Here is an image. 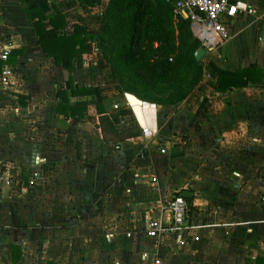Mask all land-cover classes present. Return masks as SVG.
Instances as JSON below:
<instances>
[{
    "label": "crops",
    "instance_id": "1",
    "mask_svg": "<svg viewBox=\"0 0 264 264\" xmlns=\"http://www.w3.org/2000/svg\"><path fill=\"white\" fill-rule=\"evenodd\" d=\"M90 1L31 3L86 27L69 71L38 43L37 16L0 0V264H264V0H232L250 10L223 16L229 38L207 48L198 85L157 109L120 88L95 39L110 0ZM250 67L259 81L218 88ZM70 75L89 92L72 94ZM184 191L183 242L149 235Z\"/></svg>",
    "mask_w": 264,
    "mask_h": 264
},
{
    "label": "trees",
    "instance_id": "2",
    "mask_svg": "<svg viewBox=\"0 0 264 264\" xmlns=\"http://www.w3.org/2000/svg\"><path fill=\"white\" fill-rule=\"evenodd\" d=\"M21 1L28 15L33 13L37 16L34 31L44 52L55 63L66 59L68 70L72 71L76 55L86 49V27L78 23L65 27L64 15L32 6L34 0ZM79 2L91 3L90 0ZM173 7V0H110L102 13L100 32L95 36L97 46L110 63L120 88L161 105L183 100L203 75V62L194 56L201 42L193 35L190 20L183 14H174ZM46 20L50 22V28L45 27L43 22ZM173 24L175 30L171 28ZM172 55L176 60H170ZM15 59L9 58L5 62ZM136 63L147 74L159 79L169 77V81L161 85L154 83L140 73ZM261 77L259 68H242L234 74H220L218 88L243 87L259 81ZM69 82L72 94L90 90L73 86L71 75ZM58 96L61 106L68 103L65 90L58 91ZM101 121L109 124L106 116H102ZM118 134H121L120 138L126 137V133Z\"/></svg>",
    "mask_w": 264,
    "mask_h": 264
},
{
    "label": "built area",
    "instance_id": "3",
    "mask_svg": "<svg viewBox=\"0 0 264 264\" xmlns=\"http://www.w3.org/2000/svg\"><path fill=\"white\" fill-rule=\"evenodd\" d=\"M174 14H183L191 24L193 34L200 40L201 45L206 48L216 47L229 38V32L223 23V16H234L239 9H248L245 4L232 0H173ZM235 9V11H233ZM9 49L4 50L6 57ZM171 60V58H170ZM144 105L157 109L156 103H146ZM158 129L152 127L142 128V134L148 141L157 135ZM164 152V150H162ZM164 208L171 213L169 225L162 226L156 221L149 222V235L156 236L160 232L164 236L175 240L177 243L183 242L184 230L187 227L189 217V204L181 194L175 195L165 202ZM153 264H161L159 259H155Z\"/></svg>",
    "mask_w": 264,
    "mask_h": 264
},
{
    "label": "rangeland",
    "instance_id": "4",
    "mask_svg": "<svg viewBox=\"0 0 264 264\" xmlns=\"http://www.w3.org/2000/svg\"><path fill=\"white\" fill-rule=\"evenodd\" d=\"M104 59H105V58H104ZM171 59L176 60L175 57H174V55L171 56ZM105 61H106V63L109 65L111 72H112L113 75L115 76V74H114V72H113V70H112V68H111V66H110V63H109L106 59H105ZM177 61L179 62L180 60H178V58H177ZM136 66H137L136 68L140 71V73H142L143 75H146L149 79H151L154 83H156V84H158V85H161V84H163V83L169 81V77H164V78L159 79V78L156 77V76H153V75L147 74V73L145 72V70H144V69H143L138 63H136ZM115 77H116V76H115ZM116 80H117V79H116Z\"/></svg>",
    "mask_w": 264,
    "mask_h": 264
},
{
    "label": "water",
    "instance_id": "5",
    "mask_svg": "<svg viewBox=\"0 0 264 264\" xmlns=\"http://www.w3.org/2000/svg\"><path fill=\"white\" fill-rule=\"evenodd\" d=\"M207 52V48L204 45H201L195 52H194V56L196 58L197 61H200L203 59V57L205 56ZM183 196H189V192L188 191H184L183 192Z\"/></svg>",
    "mask_w": 264,
    "mask_h": 264
},
{
    "label": "snow or ice",
    "instance_id": "6",
    "mask_svg": "<svg viewBox=\"0 0 264 264\" xmlns=\"http://www.w3.org/2000/svg\"><path fill=\"white\" fill-rule=\"evenodd\" d=\"M233 11H235V9H233Z\"/></svg>",
    "mask_w": 264,
    "mask_h": 264
}]
</instances>
